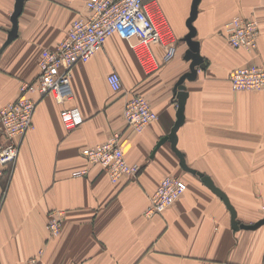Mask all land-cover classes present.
Instances as JSON below:
<instances>
[{
  "label": "crops",
  "instance_id": "1",
  "mask_svg": "<svg viewBox=\"0 0 264 264\" xmlns=\"http://www.w3.org/2000/svg\"><path fill=\"white\" fill-rule=\"evenodd\" d=\"M157 1L178 39L171 57L154 45L160 70L147 74L133 50L135 40L113 35L73 68L70 101L62 105L53 94H28L37 102L34 127L0 178V264L25 263L40 250L39 264H264V225L234 230L224 201L182 169L171 143L155 151L177 120L175 87L190 71L184 39L194 0ZM86 2L26 0L17 36L5 46L16 0H0V110L24 95L23 83L37 81L42 52L55 49L87 14ZM237 17L260 24L252 52L228 41ZM193 24L205 67L185 82L189 97L178 148L190 167L227 194L237 219L252 225L264 218V91H234L230 76L244 66L264 65V0H201ZM113 72L122 78V92L108 83ZM135 95L159 115L142 133L128 128L123 115ZM74 107L84 122L68 133L61 113ZM116 134L128 162L141 171L114 183L82 152ZM5 141L0 131V145ZM169 176L184 180L186 193L164 213L148 217L152 195ZM51 211L63 213L55 238L47 230Z\"/></svg>",
  "mask_w": 264,
  "mask_h": 264
},
{
  "label": "built area",
  "instance_id": "2",
  "mask_svg": "<svg viewBox=\"0 0 264 264\" xmlns=\"http://www.w3.org/2000/svg\"><path fill=\"white\" fill-rule=\"evenodd\" d=\"M87 14L76 19L64 39L55 49H46L39 60V75L35 83H23L24 95L0 110V131L6 138L0 145V178L9 165L18 158L20 143L33 129V116L37 102L28 94L39 97L53 94L60 104L74 97L72 87L73 68L88 62L113 35L132 41L136 57L147 74L160 70L161 62L154 51L160 45L171 57L176 52L178 39L162 7L157 0H87ZM257 19L234 18L230 23L229 43L234 48L252 52L257 48L260 37ZM113 91L122 92L123 82L119 73L108 76ZM234 91H264V65L252 64L236 69L230 76ZM123 115L128 128L142 133L151 123L159 119L143 95H135L125 105ZM61 119L68 133L76 130L84 119L78 108H66ZM120 134L110 140L83 150V155L92 163L99 164L116 183L122 177H136L141 166L126 159L120 142ZM77 172L75 175L82 176ZM187 183L177 177H165L150 199L146 215L153 217L164 213L185 192ZM63 213L53 212L49 224L51 234L58 236L62 231ZM36 259L23 264H35Z\"/></svg>",
  "mask_w": 264,
  "mask_h": 264
},
{
  "label": "water",
  "instance_id": "3",
  "mask_svg": "<svg viewBox=\"0 0 264 264\" xmlns=\"http://www.w3.org/2000/svg\"><path fill=\"white\" fill-rule=\"evenodd\" d=\"M26 0H16L15 10L12 15V29L9 32L8 40L5 43V46L8 45L16 36L18 33V19L21 15L24 3ZM201 0H194L192 4V10L191 15L188 20V27H189V33L185 37V41L188 44V50L185 53V60L190 62V71L185 73L177 82L175 87L176 96L178 99V109H177V120L171 130V132L164 138H162L159 143L157 144V147L155 149L158 150V148L163 145L166 142L171 143V148L173 152L177 155V157L180 160V165L182 169L194 176H197L201 179V181L210 189L212 190L216 195H218L227 206L228 210L231 213V222L232 227L234 230H240V229H246V230H255L259 228L260 226L264 225V218L258 221L255 224H244L241 223L237 218V211L235 207L230 202L229 197L227 194L221 190L220 187H218L214 180L208 176L205 175L192 167H190L186 161V157L182 151L178 148V132L180 128L184 125L186 116V104L189 97V94L186 90L185 82L186 81H194L198 76V70L205 67L204 59L200 54V46L198 42L194 40V37L196 36V29L194 27V21L197 18L198 15V7Z\"/></svg>",
  "mask_w": 264,
  "mask_h": 264
},
{
  "label": "rangeland",
  "instance_id": "4",
  "mask_svg": "<svg viewBox=\"0 0 264 264\" xmlns=\"http://www.w3.org/2000/svg\"><path fill=\"white\" fill-rule=\"evenodd\" d=\"M137 177V176H136ZM135 177V178H136ZM177 178H179V177H177ZM181 179V178H180ZM161 182V181H160ZM160 184V183H159ZM156 191V190H155ZM149 207V206H148ZM148 209V208H147ZM53 212L54 211H51L50 213H49V219H48V223H47V230H48V232H49V235H50V237L51 238H55V237H58V236H53L52 234H51V231H50V228H49V224L51 223V221H52V219H53ZM149 217V216H148ZM43 254H44V250H40L39 251V253H38V255L37 256H34V257H31L28 261H31V260H33V259H36L37 260V262L35 263V264H39V262H40V260H41V257L43 256ZM28 261H26V262H28ZM25 262V263H26ZM23 264V263H22Z\"/></svg>",
  "mask_w": 264,
  "mask_h": 264
},
{
  "label": "bare ground",
  "instance_id": "5",
  "mask_svg": "<svg viewBox=\"0 0 264 264\" xmlns=\"http://www.w3.org/2000/svg\"><path fill=\"white\" fill-rule=\"evenodd\" d=\"M187 187H188V186H187ZM187 187H186V190H185L184 194H185V193H186V191H187ZM184 194H183V195H184ZM183 195H182V196H183ZM182 196H181V197H182Z\"/></svg>",
  "mask_w": 264,
  "mask_h": 264
}]
</instances>
